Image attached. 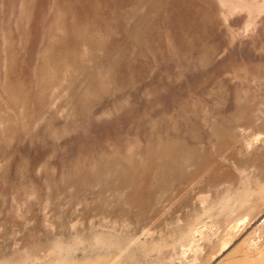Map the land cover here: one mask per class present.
Listing matches in <instances>:
<instances>
[{
	"label": "rangeland",
	"instance_id": "rangeland-1",
	"mask_svg": "<svg viewBox=\"0 0 264 264\" xmlns=\"http://www.w3.org/2000/svg\"><path fill=\"white\" fill-rule=\"evenodd\" d=\"M0 264H264V0H0Z\"/></svg>",
	"mask_w": 264,
	"mask_h": 264
}]
</instances>
